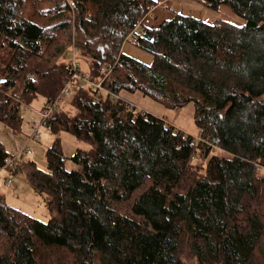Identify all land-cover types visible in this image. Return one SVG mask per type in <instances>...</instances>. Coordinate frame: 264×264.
Masks as SVG:
<instances>
[{
    "label": "trees",
    "instance_id": "obj_1",
    "mask_svg": "<svg viewBox=\"0 0 264 264\" xmlns=\"http://www.w3.org/2000/svg\"><path fill=\"white\" fill-rule=\"evenodd\" d=\"M158 1L0 0V122L16 132L23 106L37 96L43 108L54 100L69 76L62 53L71 42L107 91L78 86L65 97L74 113L59 105L48 119L55 138L46 169L22 165L45 195L47 221L0 194V264H185L183 249L195 264H256L264 238V0L198 1L227 5L242 25L176 12L139 27L137 46L153 57L145 64L121 47ZM121 91L167 109L192 103L199 139L130 110ZM62 131L89 148L65 157ZM197 153L202 173L191 163ZM9 156L0 144V168Z\"/></svg>",
    "mask_w": 264,
    "mask_h": 264
},
{
    "label": "rangeland",
    "instance_id": "obj_2",
    "mask_svg": "<svg viewBox=\"0 0 264 264\" xmlns=\"http://www.w3.org/2000/svg\"><path fill=\"white\" fill-rule=\"evenodd\" d=\"M159 1L162 2H160L161 4H157L158 8L152 12L150 26L164 18L170 19L176 12L199 17L207 22H211L216 18H222L236 25L245 24L244 19L234 14L227 5H220L216 10H211L201 5L198 2L199 0ZM71 44H73V42L70 43L69 47ZM69 47H67L62 53V56L65 57V59H67V51L69 50ZM122 49L125 54L134 57L145 64H150L152 62V55L149 52L139 48L137 44H132L130 40H125L124 44L122 45ZM2 58L3 54L2 51H0V65L3 64ZM80 65L81 69L86 70L87 72V67L82 60ZM99 91V94L102 97L107 95L105 90ZM116 97L120 98L119 93L116 95ZM133 100L136 106L131 102H127L136 108V110H144L156 116L163 117L176 129L181 130L182 134L184 132L193 138H198L197 135H199V128L194 121V106L192 103L186 104L182 107V109H167L162 104L150 98L142 97V95L139 93H136L133 96ZM31 102L32 103L26 107L23 106L21 108L22 120L19 130L16 132L0 122V144H3L10 157L15 158V167L13 169L0 170V194H5L7 196V203H10L12 207H18L17 209H19L21 212H24L25 214L42 221H47L50 217V213L48 209H46L44 203L45 195H37L33 191L29 183H27L22 165L26 161H34L36 165L40 167V169H46L44 153L45 150L52 144L51 141L54 140L55 136L51 134L48 128L43 126L41 129L40 140L28 141V138L32 133V123L41 121L40 112L43 110L44 99L41 96H37ZM68 103V98H64L60 104L61 109H64L67 112L70 111V113H74V109L68 105ZM58 136L60 138L61 147L65 157L70 156L76 148H89L88 144L76 141L72 135L66 132L62 131ZM26 146L33 151L31 156H27L25 153L21 152V150ZM217 153L222 154V150L218 149ZM197 155L198 153L196 154L195 158H193L191 163L202 173L204 161L200 160L199 157L197 158ZM66 166V168L72 166L69 160L66 161ZM258 175L264 177V167H261L258 170ZM5 178H11L13 181L11 186L8 188L3 184ZM10 194H14L12 196L15 199H13ZM260 202L262 203L261 207L264 210V190ZM59 253L63 254L61 251ZM189 255L190 254L188 253V250L183 249L182 258L184 259V263L195 264L194 259ZM263 257L264 238H262V240L258 243V248L254 255V262H256V264L263 263ZM96 264H98V262Z\"/></svg>",
    "mask_w": 264,
    "mask_h": 264
},
{
    "label": "built area",
    "instance_id": "obj_3",
    "mask_svg": "<svg viewBox=\"0 0 264 264\" xmlns=\"http://www.w3.org/2000/svg\"><path fill=\"white\" fill-rule=\"evenodd\" d=\"M65 2L71 6V0H65ZM160 2L162 1H158L156 4L149 6L147 13L137 21L136 26L133 29V31H131L125 38L126 41L130 40L132 44L134 45L137 44L136 35L141 34L139 31V27L147 26L151 24V14L157 7V4H161ZM66 61H67L69 76L67 80L64 82L63 86L61 87L58 95L54 98V100L46 104V106L40 112L41 121L32 123V133L29 136L28 141L40 140L41 129L43 126H45L46 128H48V130H50V127L48 126V123H47L48 119L51 117L54 111L59 107V105L61 104V101L65 97L70 96L75 90V88H77L78 86H84V87L95 88L98 90H104L101 87V82L103 81V79L100 80L99 82H94L91 78L89 71L87 70L86 72V70L81 69V65H80L81 61L79 59V52L74 44H71V46L69 47V50L67 51ZM109 71L107 72V74L109 73ZM101 72H105L104 68L101 69ZM132 108L133 106L130 104V110ZM195 139H199V137ZM212 141L214 143L213 150H218V148H216L215 146L216 141L214 139ZM21 152L25 153V155L27 156H31L33 154V151L29 149L27 146L23 148ZM14 167H15V158L9 156L4 160L3 165L0 168V170H8V169L11 170ZM12 182L13 181L11 178H5L3 184L8 188L11 186Z\"/></svg>",
    "mask_w": 264,
    "mask_h": 264
},
{
    "label": "crops",
    "instance_id": "obj_4",
    "mask_svg": "<svg viewBox=\"0 0 264 264\" xmlns=\"http://www.w3.org/2000/svg\"><path fill=\"white\" fill-rule=\"evenodd\" d=\"M156 8H158V6L156 7ZM155 8V9H156ZM155 16V15H154ZM162 20H164V19H162ZM159 21H161V20H159ZM124 44V43H123ZM121 51L123 52V49H122V47H121ZM124 53V52H123ZM136 93H139L140 95H142L140 92H135V93H127L126 91H121V92H119V96H120V98H122L123 100H125V101H128V102H131V103H133L135 106H136V104H135V102H134V100H133V96L136 94ZM142 97H145V96H143L142 95ZM4 196H5V198L7 199V196L5 195V194H3ZM11 195V194H10ZM12 195H14V194H12ZM11 195V197L13 198V199H15L13 196ZM10 204V203H9ZM14 206V205H13ZM18 208V207H17Z\"/></svg>",
    "mask_w": 264,
    "mask_h": 264
}]
</instances>
